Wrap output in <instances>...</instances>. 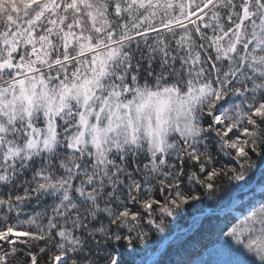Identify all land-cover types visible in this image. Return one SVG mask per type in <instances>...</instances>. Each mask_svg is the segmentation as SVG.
<instances>
[{"label": "snow or ice", "instance_id": "1", "mask_svg": "<svg viewBox=\"0 0 264 264\" xmlns=\"http://www.w3.org/2000/svg\"><path fill=\"white\" fill-rule=\"evenodd\" d=\"M0 264H264V0H0Z\"/></svg>", "mask_w": 264, "mask_h": 264}, {"label": "trees", "instance_id": "2", "mask_svg": "<svg viewBox=\"0 0 264 264\" xmlns=\"http://www.w3.org/2000/svg\"><path fill=\"white\" fill-rule=\"evenodd\" d=\"M259 192H257V198H259ZM248 197L245 198V203L247 202ZM237 199V195L233 194L232 198H225L222 202H221V206L217 207L216 206V202H206L205 206H204V215H214L216 219H214L213 223L217 224L218 226L222 227L224 225V223L226 222V218L229 216H237L235 215V213H227L225 212V214H223L222 216H219V212L223 210L222 208L230 206V204L236 202ZM212 237L210 236L209 239H211Z\"/></svg>", "mask_w": 264, "mask_h": 264}, {"label": "rangeland", "instance_id": "3", "mask_svg": "<svg viewBox=\"0 0 264 264\" xmlns=\"http://www.w3.org/2000/svg\"><path fill=\"white\" fill-rule=\"evenodd\" d=\"M235 195H237V199H238L239 194H235ZM245 198H246V197H245ZM235 205H236V206L239 205V200H236ZM222 209H223V210L218 211V212H219V216H222L223 214H225V212H227V213L232 212V213H235V215H237V216L241 215L240 212H238V211H233V203L230 204V206L224 207V208H222Z\"/></svg>", "mask_w": 264, "mask_h": 264}]
</instances>
